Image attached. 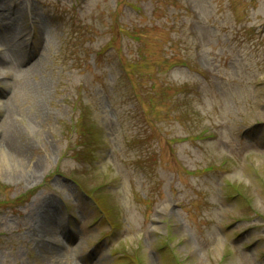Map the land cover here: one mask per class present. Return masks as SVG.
<instances>
[{
    "label": "rangeland",
    "instance_id": "1",
    "mask_svg": "<svg viewBox=\"0 0 264 264\" xmlns=\"http://www.w3.org/2000/svg\"><path fill=\"white\" fill-rule=\"evenodd\" d=\"M0 8V264H264V0Z\"/></svg>",
    "mask_w": 264,
    "mask_h": 264
},
{
    "label": "bare ground",
    "instance_id": "2",
    "mask_svg": "<svg viewBox=\"0 0 264 264\" xmlns=\"http://www.w3.org/2000/svg\"><path fill=\"white\" fill-rule=\"evenodd\" d=\"M7 13H8V10L4 8H0L1 17H6ZM25 17L26 15L24 16V18ZM36 17L37 16H35L34 14H30L28 20H31L33 25L35 26L37 25L38 27L39 25L36 24L38 19ZM2 20L3 19H0V21ZM26 20L27 18L25 19V21ZM12 24L16 30L8 29L7 31V29H5L3 26L0 25V33H2V30L4 31V33L5 31L7 32L6 34L3 33L4 34L3 36L2 34H0V61L6 62V67L11 71V73H14L13 76H27V75L36 76L37 70H39L43 65V61L41 58V52L38 53V55L36 56L35 60L31 63V65L21 67L20 63L23 60V55L27 51V48H28L27 46L29 44L31 45L32 42L27 40L28 37L25 36L23 32L24 30L23 23L17 24L15 21ZM32 36H33V39L34 38L38 39V40L35 39V42L37 43L40 42V40L41 41L43 40L41 31L38 34L36 32L35 34L33 33ZM34 49L35 47L33 48V50ZM1 75L2 73L0 74V76ZM24 86L26 85L24 84ZM33 88L37 92V98L35 101H37L39 105L36 109L35 114L39 115L43 111V106H42L43 95H40V93L42 89L44 88V85L41 84L40 81H36V83L33 85ZM5 112L7 114L6 116H9V114H11V110L6 109ZM5 127L6 128L1 132L0 147L4 149L5 151H9V153L13 154V152L14 153L16 152L17 155H20L19 145L17 142L14 141V136L15 134L18 133V128L12 122V120L7 122L5 124ZM31 170L32 169L30 168V171ZM28 177H30V173H25V178H28ZM57 255L60 256L59 253H57Z\"/></svg>",
    "mask_w": 264,
    "mask_h": 264
}]
</instances>
